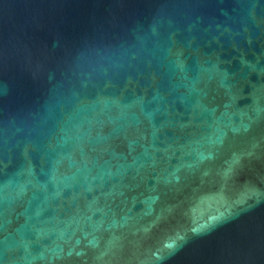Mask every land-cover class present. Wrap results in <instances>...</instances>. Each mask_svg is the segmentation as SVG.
Returning <instances> with one entry per match:
<instances>
[{"label":"water","instance_id":"95a60500","mask_svg":"<svg viewBox=\"0 0 264 264\" xmlns=\"http://www.w3.org/2000/svg\"><path fill=\"white\" fill-rule=\"evenodd\" d=\"M0 264H264V0H0Z\"/></svg>","mask_w":264,"mask_h":264},{"label":"snow or ice","instance_id":"6c2138e0","mask_svg":"<svg viewBox=\"0 0 264 264\" xmlns=\"http://www.w3.org/2000/svg\"><path fill=\"white\" fill-rule=\"evenodd\" d=\"M169 246H173V245H169Z\"/></svg>","mask_w":264,"mask_h":264}]
</instances>
